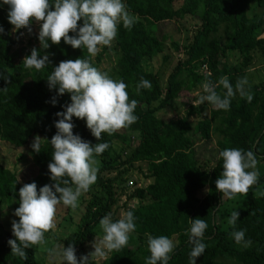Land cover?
I'll return each mask as SVG.
<instances>
[{
    "label": "trees",
    "instance_id": "1",
    "mask_svg": "<svg viewBox=\"0 0 264 264\" xmlns=\"http://www.w3.org/2000/svg\"><path fill=\"white\" fill-rule=\"evenodd\" d=\"M175 1L123 0L137 20L131 29L117 26L113 39L114 68L109 76L122 79L127 85L129 100L137 101L134 110L137 120L111 135L102 133L96 141L82 119L72 118L74 135L90 145L107 142L109 147L99 155L94 154L100 162L97 178L82 201L84 212L66 247L73 245L78 260L89 254L87 249L97 233L99 219L108 213L118 219L115 217L118 202L131 186L138 204L124 211H133L136 218L131 233L135 241L109 253L100 264H145L149 255L145 233L175 238L168 264H189L188 220L196 218L204 219L208 227L203 234L205 251L195 258V264H264V191L237 211L235 230L243 229L245 238L252 242L243 248L230 236L234 229L228 225V215L224 212V205L230 200L214 186L222 161L216 158L210 166L208 161H199L194 153L197 145L217 136L218 153L225 148L251 150L257 162H264V81L258 84L247 81L251 102L235 95L227 111L214 109L205 102L199 109L190 104L184 117L164 121L159 116L180 100L183 93L189 96L199 90L202 81L209 79L216 83L220 77H227L235 85L237 80L245 78L244 70L255 57L264 60V0H182L179 7H175ZM6 12L7 5H0V27L4 29L0 33V143L20 149L35 136L50 140L56 132L55 113L70 102L69 94L57 96L55 89H48L46 78L51 69L60 61L80 57L96 67L102 56L98 53L90 56L84 48L73 49L63 39L58 44L49 42V47L41 50L38 33L25 29L21 30L28 35L29 49L16 51L18 36H14L12 26L7 23ZM186 18L193 21V35L181 47L183 59L172 69L163 87L159 76L143 70L142 64L161 54L165 42L180 51L173 38L158 35L157 26L176 25ZM81 23L78 21L77 26ZM32 48L48 55L47 68L25 69L18 62ZM100 49L99 52H104L106 46ZM141 77L150 81L151 88L140 89L137 94L135 85ZM216 91L224 92L219 86ZM53 98L55 106L51 103ZM133 142L135 146L131 145ZM51 152V146L43 142L40 152L32 157L36 172L24 182L17 181L13 173L0 170V204L10 205L13 220L18 219L13 212L18 207L17 193L22 185L35 182L37 191L45 184L51 185L47 171ZM137 164L146 166L142 185L132 180V169ZM138 170L142 173V169ZM263 184L264 173L258 175L248 191ZM9 239H14L11 232L0 237V264H41L35 258L39 245L25 249L27 258L21 260L11 254Z\"/></svg>",
    "mask_w": 264,
    "mask_h": 264
},
{
    "label": "clouds",
    "instance_id": "2",
    "mask_svg": "<svg viewBox=\"0 0 264 264\" xmlns=\"http://www.w3.org/2000/svg\"><path fill=\"white\" fill-rule=\"evenodd\" d=\"M0 5H7L6 20L12 31L19 29L31 31L30 25L39 24L37 40L41 50L51 44H58L61 39L73 49H86L90 56H95L100 46H110L117 35V26L131 29L137 18L132 15L123 0H0ZM82 21L80 26L77 22ZM73 35H68V33ZM0 33L4 29L0 27ZM25 69L41 70L50 63L47 54H41L36 48L22 60ZM48 89H55L56 95L69 94V103L56 112L54 121L55 134L50 140L39 136L33 137L30 148L39 153L43 142L52 148L51 160L47 164L51 185L45 184L37 191L35 182L22 185L18 190V207L11 222V234L7 245L14 257L27 258L25 249L30 245H44L45 233L54 228V217L58 205L76 208L78 198L86 193L97 178L95 155L103 153L107 142L89 144L72 132V118L82 119L86 128L96 141L102 133L111 135L116 130L127 128L136 122L134 110L136 100H129L127 85L122 79H113L107 73L92 66L88 59L60 61L51 69L46 78ZM224 92L219 94L217 87ZM247 79L241 78L235 85L227 77H220L216 83L206 79L201 82V92L197 93L195 105L205 102L214 109L227 111L235 95L251 102L252 94L247 89ZM136 93L140 89H150L149 80L141 77L135 85ZM55 106V98L51 101ZM221 171L214 181L215 190L227 200L236 194H245L258 180L255 171L257 157L251 150L225 148L218 153ZM239 213L235 210L227 218L233 241L247 248L251 240L245 238L243 229L235 230ZM133 211H122L118 219L111 213L99 219L102 235L95 239L92 251L86 256L75 255L72 244L66 248L57 244L47 249L50 260L58 264H88L89 257L103 260L113 251L121 250L128 242L129 234L135 230ZM189 221V264H195V258L201 256L206 248L203 234L208 227L204 219ZM149 255L145 264H168L170 254L175 248L173 239L164 235L152 236L145 233Z\"/></svg>",
    "mask_w": 264,
    "mask_h": 264
},
{
    "label": "rangeland",
    "instance_id": "3",
    "mask_svg": "<svg viewBox=\"0 0 264 264\" xmlns=\"http://www.w3.org/2000/svg\"><path fill=\"white\" fill-rule=\"evenodd\" d=\"M182 3V0L175 1V7H179ZM158 35L166 34L167 37L173 38V41L176 45L180 47V51H176L172 45H169V42H165L164 50L161 54L151 57L147 59L142 64V69L145 71H149L152 73H156L160 78V83L164 87V83L166 79L170 75L172 69L176 66L178 61L183 59V51L181 47L186 43H189L191 35H193V21L190 19H183L180 22L175 24H168L166 26L158 25ZM39 27L35 23L31 25V33H38ZM14 36L17 37L18 45L16 47V51L19 49H29L28 45V35L24 30H16L14 32ZM101 51V50H100ZM102 56V61L100 65L96 66V68L102 72L111 74L114 68L115 61V45L113 41L110 46H106V50L104 52H98ZM165 57L168 59L165 61ZM23 56L18 59V62L21 63ZM233 63V60H230ZM244 77L247 81H250L252 84H258L264 81V60L255 57L252 65L244 70ZM201 89L195 91L189 96H186V93L181 95L180 100L175 103H172L169 108L166 109V112L159 113V116L162 120L168 121L176 118L184 117L188 112V106L191 104L194 107L202 108L204 104L195 105L194 100L192 98H197V93H200ZM193 118V117H192ZM216 139L217 136L213 137V140L210 142H202L195 147V155L199 161L206 162L208 161L209 165L212 166L214 161L217 158L218 151L216 148ZM31 142L23 148L16 149L8 143L1 142L0 143V170L9 171L13 173L19 182H24L28 178L32 177L35 172V166L32 162L33 152L30 148ZM133 146L136 145L135 142L131 144ZM96 167L98 169L99 161H96ZM138 169H142V173L139 172ZM146 166L144 164H137L134 169H132V180L137 182L138 184H143V176L145 174ZM255 171L258 175H262L264 173V162L258 161L256 165ZM144 173V174H143ZM127 187V186H126ZM126 193L124 196L120 198L118 202V210L115 213V217L119 218L120 213L127 208H133L138 204V199L133 198V189L131 186L126 188ZM92 187L89 188L88 191H91ZM87 191V192H88ZM264 191V184L257 187V189H251L245 194H236L232 200L226 205H224V212L226 215L230 216L233 211H238L239 209L246 206V204L258 196L261 192ZM87 192L83 193L77 202L76 208L66 207L63 205H58L56 208V213L54 217V228L50 229L45 233V244L39 245V250L36 253L35 258L41 264H58L56 261H52L49 258L47 249L54 247L57 244H61L66 247V244L70 242L72 239L74 232L76 230L77 223L79 218L84 212L85 202H82L83 199L87 198ZM216 222L220 223V220L215 218ZM13 221L10 205L7 203L0 204V237H5L6 234L11 232V222ZM102 235L100 228L97 229V233L92 240L98 239ZM133 234H129V239L127 244H133L135 241ZM176 239L174 238L173 241ZM88 246L87 251L91 252L93 249L91 244ZM86 251V252H87ZM89 252V253H90ZM104 260V259H103ZM103 260H99L95 257H89L88 264L93 262V264H100Z\"/></svg>",
    "mask_w": 264,
    "mask_h": 264
}]
</instances>
